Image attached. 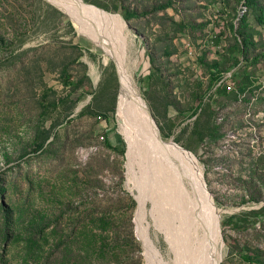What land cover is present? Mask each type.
Masks as SVG:
<instances>
[{
	"label": "rangeland",
	"instance_id": "rangeland-1",
	"mask_svg": "<svg viewBox=\"0 0 264 264\" xmlns=\"http://www.w3.org/2000/svg\"><path fill=\"white\" fill-rule=\"evenodd\" d=\"M82 1L121 18L123 29L119 23L106 26L104 22V33L115 45L124 39L129 42L126 53L137 58L134 80L148 113L154 114L158 129L167 136L162 139L193 156L204 186L214 202H220L215 203L218 209L214 207L220 237L219 264H247L241 257L242 249L264 262V212L255 214L264 209V199L251 202V194L243 188V181L264 177V86L256 89L258 100L247 110L235 104L219 111L225 137L215 147L199 143L194 133L195 118L182 117L188 115L186 111V115H179L165 97L170 89L169 97L186 110L193 84L206 81V71L198 68L196 58L207 54L211 62L216 56L214 44L208 45L206 40L218 33L216 26L208 23L218 11V0ZM167 1L171 7L164 12L153 11ZM123 7L138 12L140 17L125 22ZM180 23L186 27L180 29ZM192 23L207 26L201 32H192L188 28ZM250 24L255 40L264 46V31L253 21ZM220 45L226 46L224 40ZM150 48L160 56L164 51L174 52L169 59H159L161 73L151 70ZM65 69L74 83L83 80V85L72 91L65 88L60 74ZM252 71L264 84V62ZM119 96L116 63L81 35L68 15L46 0H0V264H74L64 261L61 252L66 224L75 214L63 212L66 202L90 201L94 183L87 184L81 173L91 157L96 160L89 170L101 173L104 188L110 186L107 192L118 190L115 165L123 172V190L135 201L132 208L124 202L117 212L121 250L135 257L138 254L141 264H185L180 242L183 233L179 214H175L177 193L156 161L145 163L131 158L132 152L118 128ZM224 103L225 99L219 98L210 105L216 110ZM47 107L50 119L44 128L54 124L49 141L58 135L57 154H48L46 147L36 150L33 144L35 129L42 121L40 113ZM87 107L88 113L80 115ZM104 133L112 146L124 150L123 156L105 147ZM232 216L237 219L232 220ZM55 226H60L58 232ZM79 248L77 243L73 252L76 254Z\"/></svg>",
	"mask_w": 264,
	"mask_h": 264
},
{
	"label": "trees",
	"instance_id": "trees-1",
	"mask_svg": "<svg viewBox=\"0 0 264 264\" xmlns=\"http://www.w3.org/2000/svg\"><path fill=\"white\" fill-rule=\"evenodd\" d=\"M218 2L220 4L218 11L213 12L212 19L208 22L216 26L215 28L218 29V33L215 34L214 39L210 38L211 40H206L208 45L210 43L214 44L213 49L215 50L213 54L216 56L211 62L207 61V54L196 58L198 68L201 71L203 69L206 71V81L198 80L193 84L189 100L186 101L189 105L186 110L180 109L179 102L175 98L169 97L170 89L167 90L168 94L165 96L168 104L170 103L179 115L186 111L188 115L182 117L195 118L193 123L195 127L194 133L198 136V142H206V144L213 145L214 147L225 137V133L222 132L224 120L222 121V118H219V111L228 106L234 107L235 104L243 110H247L249 104L251 105L253 101L258 100L256 89L264 86V84L256 80L257 78H254L255 73L252 71V68H256L257 65L264 62V46L255 40L256 33H254V27L250 24V21H253L256 27L264 31V0H218ZM169 7H171V3L167 1L165 4L155 7L153 11L164 12ZM121 16L125 22L130 23L132 19L140 17V14L123 7ZM179 26L180 29L186 27L184 23H180ZM206 26V23H192V25H188V28L192 32H201ZM223 40L226 46L224 45L221 48L220 43ZM219 46L221 51H218ZM173 53L164 51L162 56H160L156 54L153 48H150L148 57L152 72L161 73L158 66L159 59L161 57L169 59ZM234 68L237 69L230 81L216 86L222 78L223 73ZM60 74L63 78V85L71 91L79 88L84 83L83 80L74 83L72 76L67 73L66 69L62 70ZM177 75L174 74V76ZM174 88L175 86H173ZM219 98L225 99V103L214 110L210 104ZM54 107L55 109L57 108L56 106ZM88 111L89 107L83 110L80 115H85ZM206 112L209 113L207 116ZM49 115V108H43L40 113L42 119L41 125L35 129L33 144L36 150H42L46 147L45 150L48 154H57L56 143L59 140L58 135H55L49 141L54 124L47 130L44 128V124L50 119ZM204 115L206 116L205 120H202ZM153 117L156 120L154 114ZM67 122H70V120H67ZM156 122L158 124L157 120ZM197 127L199 128L196 131ZM159 129L161 136L167 138L164 131L160 127ZM103 140L107 149L114 151L119 156L124 155V150H119L111 145L106 133L103 134ZM62 143L64 145L66 142L62 141ZM215 159L218 160L217 158ZM94 160L96 158H89L86 163L87 166L84 169L85 171L81 173L87 184L94 183V191L92 192L90 201L84 202L82 200V202L77 204L71 201L65 203L66 210L63 213L75 214V218L69 219L68 221L71 222L66 224L67 234L65 240L62 242L63 249L61 252L63 260L74 264H141L138 254L135 257L132 253L128 254L127 250H121V230L117 212L121 209L124 202H127L130 208L135 206L132 196L123 190V172L113 165V171L118 175L117 182H114L118 190L109 193L107 191L110 186L104 188V183L100 177L101 173L89 170L92 168L90 164ZM87 171L90 172L88 173ZM110 171L112 172V170ZM263 178L262 176L261 178H249V180L243 181V188L251 194V202L258 203L264 199ZM258 183L261 185L260 187L256 186ZM215 203L220 205L217 199H215ZM263 212L264 209L256 211L255 214ZM231 219L237 218L232 216ZM128 221L129 235L133 239L132 223L129 218ZM222 225H225V223H222ZM59 229L60 226L59 228L58 226L54 227L55 232H58ZM77 243H79L80 248L75 254L73 247ZM136 248L137 253L140 252L137 244ZM259 255L261 256V254ZM241 257L247 264L254 263L255 261L257 264H264V262L259 260L258 256H253L247 249H242Z\"/></svg>",
	"mask_w": 264,
	"mask_h": 264
},
{
	"label": "bare ground",
	"instance_id": "bare-ground-1",
	"mask_svg": "<svg viewBox=\"0 0 264 264\" xmlns=\"http://www.w3.org/2000/svg\"><path fill=\"white\" fill-rule=\"evenodd\" d=\"M49 1L71 18L81 35L102 48L116 63L120 78L118 128L132 152L131 158H140L145 160V163L156 161L162 173L174 186L179 202L178 211L174 213H178L180 218L179 227L183 233L180 242L186 255V259H183L185 264H198L197 262L219 264L220 237L218 223L214 217L216 210L204 186L202 171L191 154L173 142H165L161 138L142 102L134 80L137 58L133 59L127 55L126 43L128 41L125 42L124 39L122 43L115 45L109 41L102 28L105 23L106 26L119 23L118 25L123 29L124 24L121 18L95 6L87 5L82 0ZM159 215L157 216L160 218Z\"/></svg>",
	"mask_w": 264,
	"mask_h": 264
},
{
	"label": "water",
	"instance_id": "water-1",
	"mask_svg": "<svg viewBox=\"0 0 264 264\" xmlns=\"http://www.w3.org/2000/svg\"><path fill=\"white\" fill-rule=\"evenodd\" d=\"M51 6H53V7H55L57 10H59L60 11V9H58L56 6H55V4H53L52 2H50L49 0H46ZM149 115H150V118H151V120H152V122L155 124V126H156V128H157V131H158V133H159V135H160V131H159V129H158V127H157V125H156V123H155V121H154V118H153V116H152V114L149 112ZM161 136V135H160ZM162 138V137H161ZM205 184V186H206V183H204ZM207 191H208V193H209V195L211 196V198H212V200H213V197H212V195H211V193L209 192V190L207 189ZM213 204H214V207L215 208H217L216 207V205H215V202H214V200H213ZM218 209V208H217Z\"/></svg>",
	"mask_w": 264,
	"mask_h": 264
},
{
	"label": "built area",
	"instance_id": "built-area-1",
	"mask_svg": "<svg viewBox=\"0 0 264 264\" xmlns=\"http://www.w3.org/2000/svg\"><path fill=\"white\" fill-rule=\"evenodd\" d=\"M233 73H229L227 75L222 76V78L220 79V81L216 84V86H219L223 83H227L230 81L231 77H232Z\"/></svg>",
	"mask_w": 264,
	"mask_h": 264
}]
</instances>
